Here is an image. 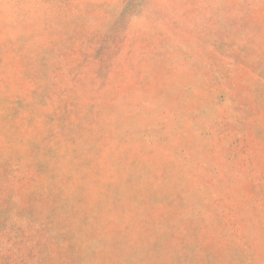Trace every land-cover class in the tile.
Segmentation results:
<instances>
[{"label": "rangeland", "instance_id": "1", "mask_svg": "<svg viewBox=\"0 0 264 264\" xmlns=\"http://www.w3.org/2000/svg\"><path fill=\"white\" fill-rule=\"evenodd\" d=\"M0 264H264V0H0Z\"/></svg>", "mask_w": 264, "mask_h": 264}]
</instances>
